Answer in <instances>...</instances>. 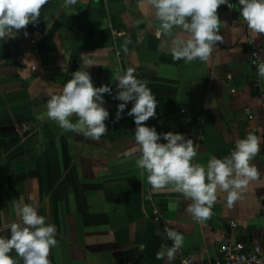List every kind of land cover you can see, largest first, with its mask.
Wrapping results in <instances>:
<instances>
[{
    "label": "crops",
    "instance_id": "crops-1",
    "mask_svg": "<svg viewBox=\"0 0 264 264\" xmlns=\"http://www.w3.org/2000/svg\"><path fill=\"white\" fill-rule=\"evenodd\" d=\"M217 15L223 43L206 62L172 59L169 47L181 30L157 36L159 21L145 0H77L71 7L48 0L36 26L0 41V223L17 222L18 199L33 204L57 230L49 264H169L156 259L168 245L161 224L152 221L154 209L183 235L182 251L198 261L218 257L228 221L264 256V143L251 161L261 175L231 206L227 193L218 192L210 217L198 221L186 211L191 201L178 192L153 191L136 166L133 120L124 114L114 120L120 101L104 95L108 131L98 141L63 132L45 114L47 101L72 78V64L78 70L80 54H90L94 86L109 85L115 95L116 78L130 69L147 83L158 108L146 125L192 139L198 147L193 164L223 159L249 132L264 139V79L256 71L264 61V35L253 40L238 11L226 5ZM52 30L55 50L48 51L45 38ZM31 31L37 32L34 41L25 35ZM249 40L259 50L256 65ZM170 264H179L175 255Z\"/></svg>",
    "mask_w": 264,
    "mask_h": 264
},
{
    "label": "clouds",
    "instance_id": "clouds-1",
    "mask_svg": "<svg viewBox=\"0 0 264 264\" xmlns=\"http://www.w3.org/2000/svg\"><path fill=\"white\" fill-rule=\"evenodd\" d=\"M47 3L48 0H0V41L5 43L15 39L19 30L29 24L36 26L41 9ZM76 3L77 0H64L65 7ZM145 3L159 21L157 36L170 33L174 27L181 30L169 47L174 61L188 63L198 59L206 62L214 46L223 43L219 34L223 23L217 15L221 5L238 11V19L247 26L253 40L264 35V0H235V3H229V0H145ZM80 55L79 69L71 74L72 78L60 93L47 101V118L63 132H75L98 141L108 131L105 121L109 119V112L104 107V95L120 101L114 120L119 121L122 114L133 120L135 146L139 153L136 166L147 174V182L153 191L178 192L191 201L186 211L195 220L204 221L210 217L218 192L227 193V203L231 206L241 198V191L261 175L251 161L264 143L262 137L249 132L245 138L236 141L234 149L223 159L213 156L206 166L193 164L198 147L192 139L173 132L158 134L154 127L146 125L150 118H156L158 103L145 81L138 80L130 69L116 78L113 95L109 85L94 86L87 71L94 66L88 59L90 54ZM256 71L258 77L264 79V61L258 64ZM129 103L131 108L125 113ZM15 215L17 222L0 223V232L7 230L10 233L8 236L0 234V264H17L10 255L13 252L23 264H49V251L57 244L55 225L47 223L36 207L25 203L23 198L15 204ZM167 238L173 242L172 246H162L156 259H167L170 264L175 252L183 246L184 237L174 230H167Z\"/></svg>",
    "mask_w": 264,
    "mask_h": 264
},
{
    "label": "built area",
    "instance_id": "built-area-1",
    "mask_svg": "<svg viewBox=\"0 0 264 264\" xmlns=\"http://www.w3.org/2000/svg\"><path fill=\"white\" fill-rule=\"evenodd\" d=\"M27 36L31 41H34L37 32H28ZM248 52L252 65H256L259 60V50L252 40L248 41ZM251 118L252 116L248 115V119ZM262 205L264 207V202ZM151 216L153 222L161 224V235L163 240L168 247H171L173 242L167 238V230L172 229L168 223L163 220L158 210L154 209ZM227 226L229 230L228 239L220 245L218 257L214 261L203 263L193 258L190 253L183 252L180 248L174 254L179 264H263L264 256L261 253L259 245L241 241L237 231L238 224L235 221H228Z\"/></svg>",
    "mask_w": 264,
    "mask_h": 264
},
{
    "label": "trees",
    "instance_id": "trees-1",
    "mask_svg": "<svg viewBox=\"0 0 264 264\" xmlns=\"http://www.w3.org/2000/svg\"><path fill=\"white\" fill-rule=\"evenodd\" d=\"M109 1H118V0H109ZM53 30L50 31L47 35V37L45 38V48L48 50V51H54L55 50V46H54V43H53Z\"/></svg>",
    "mask_w": 264,
    "mask_h": 264
},
{
    "label": "water",
    "instance_id": "water-1",
    "mask_svg": "<svg viewBox=\"0 0 264 264\" xmlns=\"http://www.w3.org/2000/svg\"><path fill=\"white\" fill-rule=\"evenodd\" d=\"M75 69H76V64L73 63V64H72V67H71V73H73V72L75 71Z\"/></svg>",
    "mask_w": 264,
    "mask_h": 264
}]
</instances>
